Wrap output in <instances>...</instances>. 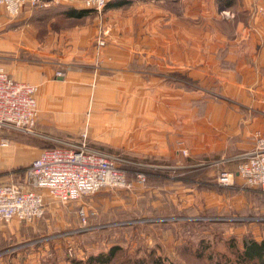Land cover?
Wrapping results in <instances>:
<instances>
[{
    "label": "rangeland",
    "instance_id": "obj_1",
    "mask_svg": "<svg viewBox=\"0 0 264 264\" xmlns=\"http://www.w3.org/2000/svg\"><path fill=\"white\" fill-rule=\"evenodd\" d=\"M124 1L100 10L78 0L25 3L13 16L0 9L1 67L17 57L49 64L54 92L62 84L87 90L66 100L78 118L71 127L46 113L54 132L0 126V141L56 145L86 126L90 143L119 153L133 181L65 202L45 190L41 216L0 219V264H88L113 244L120 249L106 264H224L222 254L233 256L243 236L264 239V188L239 177L234 158L264 127V53L257 70L236 72L239 83L213 68L190 76L176 68V40L186 39L176 14L190 1ZM72 7L87 11L68 16ZM214 55L220 68L235 69L223 46ZM224 170L234 172L227 183L218 179Z\"/></svg>",
    "mask_w": 264,
    "mask_h": 264
},
{
    "label": "built area",
    "instance_id": "obj_2",
    "mask_svg": "<svg viewBox=\"0 0 264 264\" xmlns=\"http://www.w3.org/2000/svg\"><path fill=\"white\" fill-rule=\"evenodd\" d=\"M50 1L53 0H0V8L13 16L19 13L22 4L35 6ZM78 1L85 7L100 10L109 0ZM36 90V84L16 80L0 66V126L32 132L38 113ZM86 138L84 127L79 140L63 139L43 148L27 167L25 183L0 182V219L30 221L41 216L45 201L39 189H46L54 199L65 202L104 187H131L133 181L121 166L122 156L88 145ZM0 143L5 144L6 140ZM234 158L235 173L249 185L264 188V127L254 132L251 147L241 150ZM233 173L221 171L218 179L227 183ZM144 179L142 172L136 173L135 180Z\"/></svg>",
    "mask_w": 264,
    "mask_h": 264
},
{
    "label": "crops",
    "instance_id": "obj_3",
    "mask_svg": "<svg viewBox=\"0 0 264 264\" xmlns=\"http://www.w3.org/2000/svg\"><path fill=\"white\" fill-rule=\"evenodd\" d=\"M185 1H190V3L187 8H182L183 12L182 9L179 10L180 17L176 12V29H180L177 31L186 38L176 40V68L188 69L190 76L196 74L194 71L197 69L206 72V69L213 68L219 78L227 81L233 78V83H239L234 77L236 72L255 67L256 70L258 69V63L262 59L261 54L264 53V45L258 44L259 38L264 41V0ZM23 5L20 7L21 10ZM4 44V34L0 33V47H3ZM222 46L226 49L225 58L236 63L235 69L220 68L218 65L214 53ZM16 59L14 62L3 64L8 74L16 80L40 85L39 91L36 90L35 97L38 110H42L44 113L37 116L34 128L40 132H54L56 124L46 118L48 116L46 113L52 115L54 122L58 120L57 125L71 127L70 118L77 120L78 118L72 112H67L69 104L66 103V100L72 98L75 102L71 96L77 95L76 99H78V92L83 99L87 92L86 88H76L73 84H62L58 85L57 92H54L50 83L52 82L53 68L49 64L36 65L19 57ZM252 62L255 64L252 65ZM186 93L190 92L186 91ZM120 96H117L116 101L120 100ZM100 106L102 105L96 101L95 107ZM211 111V108L208 109V112ZM212 113L219 117L223 114L217 108H214ZM76 123L78 124V121ZM84 127L87 129L86 126L80 127L79 134ZM3 128H0V134L4 132ZM67 139L77 141L79 135ZM86 142L88 145L96 146L90 143L88 131ZM51 146L54 145L44 146L36 143L30 145L27 142L14 139L6 141L5 144L0 143V182L13 180L25 183L26 170L32 159L43 148ZM39 190L44 195L46 189Z\"/></svg>",
    "mask_w": 264,
    "mask_h": 264
},
{
    "label": "trees",
    "instance_id": "obj_4",
    "mask_svg": "<svg viewBox=\"0 0 264 264\" xmlns=\"http://www.w3.org/2000/svg\"><path fill=\"white\" fill-rule=\"evenodd\" d=\"M123 3H125L124 0H114V1H108L105 6L113 7V6H119ZM86 11L87 9L84 8L77 9L72 7V8H68L65 13L68 16H80L85 14ZM127 177L128 179H131L130 170H128ZM132 177H133V173H132ZM257 187L261 189V186L258 185ZM208 246L209 244H207V246H204L203 248H207ZM119 249L120 247L117 244H113L106 251L90 254L87 257L86 261L88 264L109 263L110 261H112V259L115 258V255ZM197 255L205 256L203 249L202 250L199 249ZM207 256H210V254H208ZM222 256L224 258H220V259H224V264H252L255 262L264 264V239H256L254 237L251 236L249 237L248 235H245L241 240V245L237 247V250L233 256L227 257L225 256L224 253L222 254ZM214 259L215 261H217V258ZM68 261H70V263L68 264H74L75 262L73 258H68ZM55 264H60V263L56 262L55 260Z\"/></svg>",
    "mask_w": 264,
    "mask_h": 264
}]
</instances>
